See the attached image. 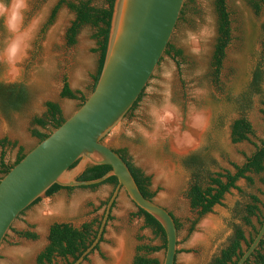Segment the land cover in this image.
Segmentation results:
<instances>
[{"label": "rangeland", "instance_id": "374dc122", "mask_svg": "<svg viewBox=\"0 0 264 264\" xmlns=\"http://www.w3.org/2000/svg\"><path fill=\"white\" fill-rule=\"evenodd\" d=\"M57 2L28 0L19 34L26 47L14 63L5 57L13 33L0 18V83H23L29 93L20 110L4 112L0 107V139L9 142L0 145V153H4L9 164L20 148L27 152L37 143L30 132L32 128L50 130L32 123L34 117L45 114L47 101L57 103L64 118L78 108L79 100L60 96L64 79L71 90L84 96L90 94L99 58L97 40L92 37L94 28L82 26L75 43L69 45L66 32L75 17L72 11L62 5L55 19L47 24ZM94 4L101 5L103 0H94ZM226 5L231 19V41L218 82H214L211 67L217 37L214 0H185L170 38L181 55L174 58L172 53L163 54L136 106L102 141L112 149L126 150L129 160L151 177L153 201L179 222L175 264H209L227 242L234 224L242 228L246 237L253 235L254 228H258L257 217H251L252 226L245 225L237 207L249 194H256L264 202V171L248 173L252 183L239 178L236 188L224 194L221 204L204 215L191 207L186 194L192 178L183 164L187 155L205 153L211 159L207 165L210 171L234 172L230 163L242 165L253 152L254 146L247 141L232 142L233 119L245 115L254 130L252 140H264L261 104L264 78L261 92L251 96L249 106L238 109L228 100L245 89L257 65L264 71V8L255 11L248 0H226ZM113 190L110 184L61 189L51 195L49 218L38 213L43 196L12 223L0 245V264H36L38 253L48 244L49 227L54 222H68L75 227L92 220L101 223ZM137 212L136 205L120 189L107 218L103 239L98 249L87 255L84 264H134L138 246H163L162 237L146 226L144 216ZM27 220L31 223L25 225ZM20 229L36 233L37 238L19 236ZM164 250L162 247L148 256L161 262ZM56 260L65 264L59 257Z\"/></svg>", "mask_w": 264, "mask_h": 264}, {"label": "water", "instance_id": "95a60500", "mask_svg": "<svg viewBox=\"0 0 264 264\" xmlns=\"http://www.w3.org/2000/svg\"><path fill=\"white\" fill-rule=\"evenodd\" d=\"M184 1L115 0L106 54L94 89L59 127L37 141L0 178V245L19 213L45 196L53 184L87 186L115 176L117 185L106 203L98 233L73 264H80L99 242L120 189L161 225L165 235L161 264H175L178 231L174 216L142 195L125 161L101 140L146 87L170 41ZM104 164L111 169L101 177L77 179L87 166ZM263 237L264 220L236 264H244Z\"/></svg>", "mask_w": 264, "mask_h": 264}, {"label": "trees", "instance_id": "16d2710c", "mask_svg": "<svg viewBox=\"0 0 264 264\" xmlns=\"http://www.w3.org/2000/svg\"><path fill=\"white\" fill-rule=\"evenodd\" d=\"M248 1L251 3L255 11H260L264 8V0ZM114 3L115 0H103V4L101 5H95L94 0H58V2L52 7L47 21V24H50L55 19L57 11L62 5H65L74 13V20L71 22L66 32V40L69 45H73L75 43L78 31L82 26L89 25L94 28L92 37L97 40L98 47L96 50L99 52V58L90 92L94 89L104 62ZM214 6L217 14V37L214 44L211 67L214 82L217 83L222 69L223 60L226 55V48L231 41V19L226 5V0H214ZM182 11L183 7L180 15ZM171 53L172 57L176 58L181 55V50L176 49L169 41L164 54ZM263 78L264 71L262 70L261 65H257V67L253 70L250 81L245 86V89L237 96H233V98L229 97L228 100L235 103L238 109H244L249 106L251 96L261 92ZM142 93L143 91L140 93L129 111L136 106L142 96ZM28 96V90L23 83H0V107L4 112L20 110L27 102ZM60 96L79 100V106L87 98V96L82 95L79 91L71 90L66 79L63 80ZM261 104L264 106V100L261 101ZM45 107V114L41 117L36 116L32 120L34 125L42 128L49 127L50 129L48 132H42L32 128L30 132L32 136L37 138L38 141L46 138L52 130L59 127L65 120L57 103L47 101L45 103ZM230 136L232 142L247 141L254 146L253 152L246 156L242 165H238L233 162L230 163L234 172L227 169L215 172L210 171L207 165H209L211 159L205 153L193 152L183 158V164L191 172L192 177L186 194L191 207L198 209L200 215L210 212L213 206L221 204L224 194L229 192L230 189L236 188L235 183L239 178H245L252 183V178L247 174H260L264 171V140L259 139L258 142H254L252 140V138H254V130L252 124L245 115L241 114L238 118L232 120L230 124ZM101 141H103V139ZM8 143L9 142L5 138L0 139V145L2 147ZM113 150H115L127 164L142 195L153 200L155 192L150 189L151 177L144 174L140 168L136 167L129 160L125 149ZM26 153L27 152H23V149L20 148L15 160L9 164L5 162L4 153L1 152L0 178L4 176L12 166L18 163ZM75 164L76 162L73 163L72 166ZM110 169L111 166L105 164L87 166L77 179H95L101 177ZM100 184H110L113 188H115L117 185V178L115 176H109L99 184L82 187L95 188ZM73 188L75 187H64L58 184H53L46 190L45 196H51L61 189L72 190ZM247 197V200L243 204L238 205V215L242 219L243 223L248 226H252L251 217H257L259 228L264 220V202H262L256 194H249ZM40 199L41 198H37L34 200L28 207L20 212L19 215H21L30 206L39 202ZM137 215L144 216L145 225L151 227L157 235H160L164 243L163 246L150 244H142L138 246L139 253L134 257V264H161L157 258H151L148 255L160 250L162 247L165 249L164 231L158 221L142 209L138 208ZM109 218L110 216H108V220ZM174 220L178 231L179 222L175 218ZM99 226L100 221L97 220L84 222L79 227H75L68 222L52 223L48 231V244L38 253L36 257V264H58L56 260L58 257L61 258L65 264H73L82 252L93 242L98 233ZM258 228H254L253 235L246 237L242 228L234 224L232 234L228 237L227 242L223 247H221L219 252L213 256L209 264H236L237 260L243 253V244L245 247L249 246L257 233ZM9 229H11V227ZM17 234L27 239L37 238V234L29 230L18 231ZM103 234L104 230L99 242L102 241ZM6 236L7 234L5 237ZM99 242L95 245L93 250L98 249ZM141 252H143V254ZM86 260L87 256L80 264H84V261ZM247 263L264 264V237L244 264Z\"/></svg>", "mask_w": 264, "mask_h": 264}, {"label": "clouds", "instance_id": "9594fccd", "mask_svg": "<svg viewBox=\"0 0 264 264\" xmlns=\"http://www.w3.org/2000/svg\"><path fill=\"white\" fill-rule=\"evenodd\" d=\"M27 9L28 0H0V18L4 20L7 30L13 33L12 40L5 48V57L12 63L21 57L26 47L19 34L22 32Z\"/></svg>", "mask_w": 264, "mask_h": 264}, {"label": "crops", "instance_id": "0c3cea01", "mask_svg": "<svg viewBox=\"0 0 264 264\" xmlns=\"http://www.w3.org/2000/svg\"><path fill=\"white\" fill-rule=\"evenodd\" d=\"M53 196H45V198L42 199V201H41L42 202V206H41L42 208L41 209H38V213L41 214L42 218H49V217H51L52 211H50L51 209L49 208V203H50V201H51V199H52ZM26 223H31V222L29 220H27L25 222V225H26ZM19 231H21V229Z\"/></svg>", "mask_w": 264, "mask_h": 264}, {"label": "bare ground", "instance_id": "6f19581e", "mask_svg": "<svg viewBox=\"0 0 264 264\" xmlns=\"http://www.w3.org/2000/svg\"><path fill=\"white\" fill-rule=\"evenodd\" d=\"M200 116H201V115H200ZM197 118H198V120H200V117H197ZM196 120H197V119H196ZM198 120H197V121H198ZM192 123H193V122H192ZM195 124H196V123H195ZM192 130H194V129H192ZM194 131H195V130H194ZM178 142H179V141H178Z\"/></svg>", "mask_w": 264, "mask_h": 264}]
</instances>
